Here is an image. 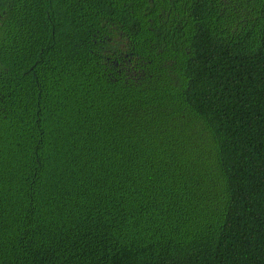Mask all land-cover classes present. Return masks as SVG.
Returning a JSON list of instances; mask_svg holds the SVG:
<instances>
[{"label": "trees", "instance_id": "1", "mask_svg": "<svg viewBox=\"0 0 264 264\" xmlns=\"http://www.w3.org/2000/svg\"><path fill=\"white\" fill-rule=\"evenodd\" d=\"M0 264H264V0H0Z\"/></svg>", "mask_w": 264, "mask_h": 264}]
</instances>
